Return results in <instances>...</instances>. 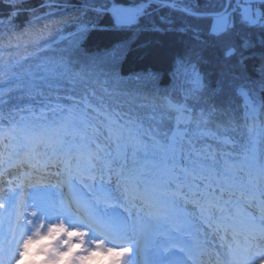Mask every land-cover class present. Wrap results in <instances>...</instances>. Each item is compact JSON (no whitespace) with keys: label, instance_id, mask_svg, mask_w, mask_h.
I'll list each match as a JSON object with an SVG mask.
<instances>
[{"label":"snow or ice","instance_id":"1","mask_svg":"<svg viewBox=\"0 0 264 264\" xmlns=\"http://www.w3.org/2000/svg\"><path fill=\"white\" fill-rule=\"evenodd\" d=\"M6 2L13 7L10 22L19 14L15 4L25 0ZM157 2L195 20L210 21L207 35L211 37L227 35L238 23L246 27L259 25L264 30V0H224V6L215 11L177 8V0H140L135 5L112 0L111 7L93 10L109 13L117 29L131 30ZM4 22L0 19V23ZM166 23L171 26L173 21ZM95 27L79 23L75 31L67 35L59 31L56 38L43 41L44 48L37 45V51L28 58L0 63V81L12 78L20 81L15 89L22 96L44 97L48 89L46 99L51 101L50 94L57 93L55 103L45 105L51 109L53 119L8 118L9 135L0 134V139L13 145L8 161L19 151H26L29 159L38 157L41 148L45 154L61 156L67 163L74 162L78 172L94 183L99 181L105 189H111V184L104 183L105 179H114L117 190L134 198L133 202L142 201V207L154 221L166 227L170 224L175 233L184 231L187 221L175 219L172 208L177 200L190 204L193 214L189 219L198 216L209 227L214 226L217 233L222 231V240L231 234L230 264H264V158L258 155L254 142L245 148L243 156L233 154L236 141L231 133L239 131L240 125L223 81L218 80L216 87L209 90L198 69L200 53H196L198 59L194 60L191 52L185 51L175 59L182 78L178 82L179 95L150 96L124 87L125 78L116 69L97 70L95 62L77 68L79 61L71 59V55L54 60L45 51L67 42L58 51L74 54L85 35ZM172 30L191 31L194 40L204 42L203 29L191 24L176 29L159 26L151 29L161 33ZM261 42L264 45V37ZM244 47H249L247 42ZM232 54L234 50L230 49L228 55ZM29 58L34 63L25 64ZM257 74L264 90V63L258 66ZM145 78L155 79V74L147 73ZM135 79L141 77L137 75ZM78 86L82 89L79 99L73 107L63 108L58 93H73ZM13 90L0 88V105L7 103V95ZM235 93L244 99L245 116L252 121L247 126L251 136L256 121L251 90L240 84ZM26 111L33 109L29 107ZM66 111L72 115L65 117ZM22 186L23 182L14 191L20 192ZM31 191L35 193L31 204L21 203L14 195L0 202L3 210L0 264H137L141 247L140 239L132 234L134 229L129 231L91 201H73L70 197L66 204L63 195L57 201L50 195L53 189L41 182L31 185ZM114 194L108 191L106 199ZM241 203L258 204L259 217L234 211ZM20 207H30L33 211L30 215L22 213ZM5 222L7 231L3 230ZM108 237L114 239L109 241ZM106 241L113 246H107Z\"/></svg>","mask_w":264,"mask_h":264},{"label":"trees","instance_id":"2","mask_svg":"<svg viewBox=\"0 0 264 264\" xmlns=\"http://www.w3.org/2000/svg\"><path fill=\"white\" fill-rule=\"evenodd\" d=\"M130 1L116 0L117 3ZM111 3L112 0H25L24 3L15 4L19 14L9 22L13 7L6 0H0V19L5 21L0 23V63H11L13 59L21 57L28 58L30 53L37 51V45L44 48L43 41L56 38L59 31L67 35L75 31L77 24L87 23L96 27L85 35L74 54L58 51L67 42L60 43L53 49H45L47 54L54 60L61 55H71V59L79 61L75 65L77 68L81 64L95 62L97 70L111 72L116 69L125 78L122 81L124 87L141 94L162 96L165 93L179 95L178 82L182 78L176 73L177 55L190 51L192 59L197 60L196 53H200L198 69L204 76L207 88L214 89L217 81L222 80L225 94L232 99L235 119L240 125L239 131L231 133L236 141L233 154L243 156L245 148L250 142H254L258 155L264 158V90L260 87L257 74L258 66L264 63V45L261 42L264 30L259 25L246 27L238 23L227 35L211 37L207 35L210 21L195 20L183 12L161 7L159 2L152 4L138 26L131 30H119L114 26L109 13L93 10L107 9ZM177 3L196 11H215L224 6V0H177ZM168 20L173 21L171 26L166 23ZM183 24L203 29L201 35L204 42L194 40L191 31H151L153 26L176 29ZM245 42L249 45L247 49L244 47ZM230 49L234 50V54L228 55ZM30 63H34L31 58L25 61V64ZM147 73H154L155 79H146ZM137 75L141 77L140 80L135 79ZM100 79L103 80L104 77L101 76ZM18 83L20 81L15 78L0 81V88L14 89L8 93L7 103L0 105V116L3 117L0 120V134L3 135H9V117L15 121H20L22 117L38 121L53 119L51 109L45 105L54 104L57 93L50 94L51 101L46 99L48 89H45L44 97L22 96L21 91L15 89ZM240 84H245L251 90L250 99L256 108V121L251 136L247 126L252 121L245 116L244 99L235 93ZM81 92L82 89L78 86L73 93H58L61 106L65 109L73 107ZM69 95L72 99H68ZM29 107L33 111H26ZM70 115L72 113L65 112V117Z\"/></svg>","mask_w":264,"mask_h":264},{"label":"rangeland","instance_id":"3","mask_svg":"<svg viewBox=\"0 0 264 264\" xmlns=\"http://www.w3.org/2000/svg\"><path fill=\"white\" fill-rule=\"evenodd\" d=\"M140 0H131L129 3H122V4H125V5H135L137 3H139ZM112 6V3L110 5V7ZM237 15H239V11L237 12ZM176 73L178 76L179 73L176 69ZM2 145V142L0 143ZM3 146H1V151L3 150L2 148ZM63 158V157H62ZM64 159V158H63ZM63 167H65V165L63 164ZM107 179H105L104 183L107 185V184H111V191H113L115 194H114V199L116 201V203H118L120 206H122L124 208V210L128 213V214H132V219L135 220L137 219V214L133 212L131 206L128 204V201H129V198L128 197H124L122 198L119 194V191L116 189L115 187V182H110L108 181ZM92 189L93 190H97V189H100V190H108V189H105L103 187L100 186V183L99 181L97 182H93L92 181ZM0 202H3V199H7L9 196H13L15 197V199L19 200L21 203H23L24 201H26V197H25V192L28 190L31 189V185L29 184H26V185H23L22 188H21V191L20 192H15L14 189L20 185V184H17L16 182H13L11 184L5 182L4 184L2 182H0ZM14 184V185H13ZM12 186V187H11ZM180 200H177V204L175 207H173L172 209V212L174 213V218L177 219V220H185L187 221V225L188 227H192L194 228L195 231L198 232V242H197V245H198V252H204L206 249L210 248V246L212 244H217L216 243V240H218L217 237L213 236V233L212 231L203 223V221L199 220V217L197 216V218L195 220H192V219H189V216L193 214V208L191 205H187L186 203L184 202H180ZM26 208L24 207H20L19 208V211L22 212V213H28L29 211H31L30 209L29 210H25ZM3 210L0 209V213H2ZM31 213V212H30ZM30 213H28L30 215ZM16 221V217L13 216V223H15ZM7 227H8V224L5 222L3 224V230L4 231H7ZM200 228V233H202L201 235L199 234V231L198 229ZM203 239H207L206 241H204ZM218 245V244H217ZM220 246V245H219Z\"/></svg>","mask_w":264,"mask_h":264},{"label":"bare ground","instance_id":"4","mask_svg":"<svg viewBox=\"0 0 264 264\" xmlns=\"http://www.w3.org/2000/svg\"><path fill=\"white\" fill-rule=\"evenodd\" d=\"M60 161L62 163H67L65 162V160L63 158L60 159ZM39 167H40V161L38 159H35L31 168H29V171H30V174H31V179L32 181L30 182L29 185H33V184H36L37 181H35L34 179H37L41 174H43V172H40L39 171ZM2 173V172H1ZM12 176V175H11ZM17 184H19V181H15ZM34 182V183H33ZM108 182V181H107ZM110 182H115V187L117 189V186H116V181L113 179L112 181ZM28 183H23V185H26ZM14 185V184H13ZM12 187V186H11ZM102 192V195H104V190H101ZM109 191H111V189H109ZM119 191V194L122 198H124V195L122 194V190H118ZM108 194V193H107ZM106 194V196H107ZM35 195V193H33L31 191V189L28 191L25 192V197L27 198L26 201L28 204H31L32 203V200H31V197ZM93 197L101 202L104 203L103 199H99L100 196L98 195H93ZM105 197V196H104ZM106 198V197H105ZM107 200H110V199H107ZM109 205H113V204H109ZM27 210H31L29 211L28 213L32 212L33 209L32 208H26ZM25 209V210H26ZM122 210V209H121ZM235 210H237V212L239 214H244V213H247L248 215H255L257 216L259 213H260V208L258 206V204H251V203H241L238 207L235 208ZM118 215H120L118 213ZM149 215V214H148ZM150 220L154 221L152 219V217H150ZM53 223H56L55 220L52 221ZM39 223V222H38ZM8 229V227H7ZM174 228L169 225L168 226V229L166 231H161L160 233L157 234V239H161L162 237H165V241L166 242H169V243H172V238H174V234L171 233L173 232ZM185 229H188V226H186ZM34 230V229H33ZM194 231V230H193ZM199 231V234L201 235L202 233H200V228L198 229ZM184 232V231H182ZM182 232H179L180 234H183ZM179 233H176V235H178ZM27 234H31L30 232L27 233ZM198 234V232H197ZM199 236V235H198ZM198 236L195 234L194 232V239L193 241H191V244H192V247H191V253L194 255V259H195V262H193L192 264H230V257L228 255V247L227 248H224L222 246H219V245H215V244H212L210 246V248L206 249L204 252H197L196 248L194 247L195 245V241L196 239H198ZM188 246V244H186V247Z\"/></svg>","mask_w":264,"mask_h":264},{"label":"water","instance_id":"5","mask_svg":"<svg viewBox=\"0 0 264 264\" xmlns=\"http://www.w3.org/2000/svg\"><path fill=\"white\" fill-rule=\"evenodd\" d=\"M161 2H162V0H161ZM186 6H184V5H182V4H179V3H177V8H185ZM195 11V10H194Z\"/></svg>","mask_w":264,"mask_h":264},{"label":"built area","instance_id":"6","mask_svg":"<svg viewBox=\"0 0 264 264\" xmlns=\"http://www.w3.org/2000/svg\"><path fill=\"white\" fill-rule=\"evenodd\" d=\"M233 8H235V3L233 4Z\"/></svg>","mask_w":264,"mask_h":264}]
</instances>
